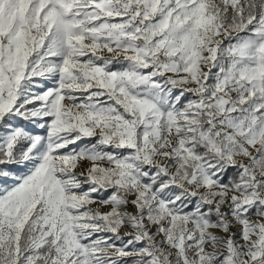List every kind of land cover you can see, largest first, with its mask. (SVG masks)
<instances>
[{
	"label": "snow or ice",
	"instance_id": "6c2138e0",
	"mask_svg": "<svg viewBox=\"0 0 264 264\" xmlns=\"http://www.w3.org/2000/svg\"><path fill=\"white\" fill-rule=\"evenodd\" d=\"M0 264H264V0H0Z\"/></svg>",
	"mask_w": 264,
	"mask_h": 264
},
{
	"label": "rangeland",
	"instance_id": "374dc122",
	"mask_svg": "<svg viewBox=\"0 0 264 264\" xmlns=\"http://www.w3.org/2000/svg\"><path fill=\"white\" fill-rule=\"evenodd\" d=\"M93 207H95V205H93ZM101 210H102V211H107L108 209H106V208H102Z\"/></svg>",
	"mask_w": 264,
	"mask_h": 264
}]
</instances>
